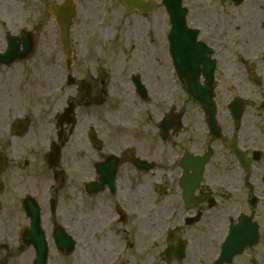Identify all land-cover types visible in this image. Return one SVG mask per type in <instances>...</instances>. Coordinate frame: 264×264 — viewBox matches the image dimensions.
<instances>
[{
	"label": "flooded vegetation",
	"instance_id": "af4514ba",
	"mask_svg": "<svg viewBox=\"0 0 264 264\" xmlns=\"http://www.w3.org/2000/svg\"><path fill=\"white\" fill-rule=\"evenodd\" d=\"M12 1L0 53L18 38L26 58L0 64V259L35 264L34 203L47 264H264V0H225L240 23H188L213 49L197 74L214 118L175 73L164 12L134 13L120 49L81 15L61 69L53 37L45 66L36 52L54 0Z\"/></svg>",
	"mask_w": 264,
	"mask_h": 264
},
{
	"label": "rangeland",
	"instance_id": "374dc122",
	"mask_svg": "<svg viewBox=\"0 0 264 264\" xmlns=\"http://www.w3.org/2000/svg\"><path fill=\"white\" fill-rule=\"evenodd\" d=\"M106 1L105 4H107V7H110L112 5V3H114V6L117 10H119L118 13L116 12H110L109 11V16L107 15L105 17V20L107 21V23H104L105 28H103V32L106 31L109 27L110 33L112 35H117L118 39V43H121V39L124 40V27L126 25H131L132 23H126V19L123 17L124 14L121 12L122 8L120 7V1L119 0H76L77 2V6H78V11H79V15L81 17V15L83 14H88L89 18L91 20L92 23H89V31L91 32L94 29V34L92 35L91 33H89L91 35L92 38V42L94 41V38L97 34L96 29L98 27V25L102 24V23H98V21H96V19L98 17H95L98 15V11L100 9H98L99 7L101 8L103 5V2ZM193 3H191L194 7H192V11L189 14L188 17V22L189 23H240L241 20L239 19H233L232 17H234L233 15L230 16L228 13V9L226 8V6L224 5V3L222 2V0H192ZM187 3L185 2V5ZM197 5V6H195ZM14 6H19L15 1L12 0H5V8H6V14H5V19L6 21H10V20H16L19 19L18 15L16 14L15 16V12L13 11V7ZM90 8H92V11L90 10ZM161 11V9H160ZM101 12V11H100ZM158 12V11H157ZM162 12V11H161ZM19 14V13H18ZM113 15H117L116 18V22L115 23H109L111 17H113ZM89 18L87 17V21H89ZM168 18V17H167ZM166 18V22L165 23H169L168 19ZM133 20V18H131V21ZM0 23L4 22L3 18H0ZM81 20L78 16L77 21L75 23V27H74V31H73V37L75 36V38L79 37V33L77 32V30L79 29V25L81 23H79ZM39 23H40V27L43 31V33L40 34L39 37V41H38V49L36 50L37 54H38V67L40 65L45 66L48 62H49V57L46 56L47 54V49L45 48V46L47 44H51L52 42V37H53V50H54V56L53 58L57 55L60 58V62L63 59L62 58V49L59 45V41H58V31L56 29V26L53 22L52 17L50 16V14L48 13V11L46 10V6L45 5H40L39 7ZM118 32V34H117ZM4 33V30L0 31V35ZM51 33V38L49 40H46L44 38V36L46 34L50 35ZM122 40V41H123ZM75 46V45H74ZM77 48V44L75 46ZM61 64L63 65V63L61 62ZM60 64V67H61ZM59 71V75H56V77L60 78V69ZM60 95H64V93H60ZM63 101V100H62Z\"/></svg>",
	"mask_w": 264,
	"mask_h": 264
},
{
	"label": "water",
	"instance_id": "95a60500",
	"mask_svg": "<svg viewBox=\"0 0 264 264\" xmlns=\"http://www.w3.org/2000/svg\"><path fill=\"white\" fill-rule=\"evenodd\" d=\"M165 5L168 12L171 15V22L174 24L173 32L170 36V41L173 47L174 56L181 58L180 60H186L185 55L189 52H196L199 46L195 44L194 39H189L184 33L182 35L176 34L178 27H184V11L181 9V0H165ZM51 14L55 17V20L61 31V40L65 48L66 54L70 52V38L69 32L72 25L73 18L75 16V6L73 0H67L63 5H52L49 8ZM180 44H183L180 48ZM194 44V45H193ZM200 59V57H197ZM179 61V60H178Z\"/></svg>",
	"mask_w": 264,
	"mask_h": 264
}]
</instances>
